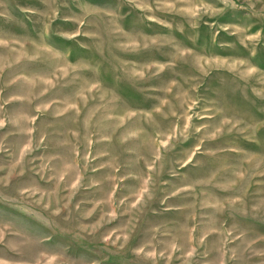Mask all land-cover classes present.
I'll return each instance as SVG.
<instances>
[{
    "label": "rangeland",
    "instance_id": "1",
    "mask_svg": "<svg viewBox=\"0 0 264 264\" xmlns=\"http://www.w3.org/2000/svg\"><path fill=\"white\" fill-rule=\"evenodd\" d=\"M0 264H264V0H0Z\"/></svg>",
    "mask_w": 264,
    "mask_h": 264
}]
</instances>
